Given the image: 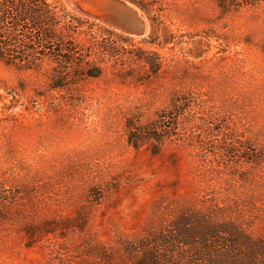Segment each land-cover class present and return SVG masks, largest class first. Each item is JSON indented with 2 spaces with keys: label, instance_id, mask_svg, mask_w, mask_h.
<instances>
[{
  "label": "rangeland",
  "instance_id": "1",
  "mask_svg": "<svg viewBox=\"0 0 264 264\" xmlns=\"http://www.w3.org/2000/svg\"><path fill=\"white\" fill-rule=\"evenodd\" d=\"M156 1L154 42L152 29L118 39L91 21L82 31L94 24L95 39L78 36L114 43L125 75L108 63L55 89L48 63L0 61V180L11 190L0 264H122L121 242L187 207L264 236V2L222 13L215 0ZM137 49L159 55L158 75L133 61ZM175 97L190 103L177 134L131 144Z\"/></svg>",
  "mask_w": 264,
  "mask_h": 264
},
{
  "label": "trees",
  "instance_id": "2",
  "mask_svg": "<svg viewBox=\"0 0 264 264\" xmlns=\"http://www.w3.org/2000/svg\"><path fill=\"white\" fill-rule=\"evenodd\" d=\"M150 17L152 42L156 26L162 22L156 11V0H129ZM222 13L236 11L244 6L259 5L264 0H215ZM88 21L69 12L58 2L50 0H0V61L21 69L43 70L50 66V85L69 90L80 81L103 76L108 63L125 75L127 64L121 51L112 42L89 44L79 41ZM102 33L123 39L107 28ZM125 40H131L125 38ZM98 46L99 49H96ZM96 49V50H95ZM138 50L133 61L148 66L158 75L162 69L159 55ZM190 109V103L174 98L170 108L144 128L135 129L130 137L136 147L145 139L161 141L164 136L177 134L181 119ZM134 130V129H133ZM148 130V132L144 131ZM133 137V138H132ZM7 190L0 180V210L10 204ZM13 200V198H12ZM151 222L143 233L132 241L121 242L118 255L122 264H264V236L255 238L235 222L219 220L218 214L187 207L157 227ZM111 263V255H102Z\"/></svg>",
  "mask_w": 264,
  "mask_h": 264
},
{
  "label": "water",
  "instance_id": "3",
  "mask_svg": "<svg viewBox=\"0 0 264 264\" xmlns=\"http://www.w3.org/2000/svg\"><path fill=\"white\" fill-rule=\"evenodd\" d=\"M73 14L131 38L144 39L151 23L144 11L127 0H64Z\"/></svg>",
  "mask_w": 264,
  "mask_h": 264
}]
</instances>
